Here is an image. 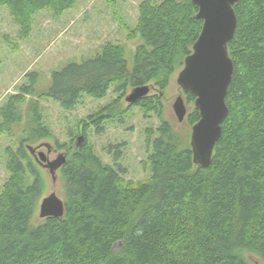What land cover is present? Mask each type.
Wrapping results in <instances>:
<instances>
[{"label": "trees", "instance_id": "trees-1", "mask_svg": "<svg viewBox=\"0 0 264 264\" xmlns=\"http://www.w3.org/2000/svg\"><path fill=\"white\" fill-rule=\"evenodd\" d=\"M74 2L0 0V7L9 9L18 37L26 38L34 14L43 9L61 14ZM233 8L237 23L227 44L233 61L228 113L207 167L193 163L190 145L161 119L160 96L202 26L192 0L140 2L129 36L140 35L144 44L134 48L131 72L122 44L108 41L95 57L51 74L46 95L65 110H72L84 93L103 98L112 89L116 94L85 122L84 135L95 120L97 134L102 128L97 123L122 122L127 108L120 102L127 88L148 84L156 91L129 105L158 119L144 130L150 152L142 163L148 161L150 175L146 181L126 179L117 157L106 163L86 138L73 147L75 137H67L68 142L58 143L67 151L59 170L64 214L35 224L42 176L29 162L24 138L6 147L0 264H252L247 255L264 264V0H239ZM33 84L7 96L0 107V135L11 134L21 120L17 108ZM184 94L187 103L193 102L194 95ZM36 106L37 101L31 109ZM35 119L31 138L48 136L38 112ZM185 119L192 126L198 110L193 107ZM28 171L34 178L26 183Z\"/></svg>", "mask_w": 264, "mask_h": 264}, {"label": "rangeland", "instance_id": "rangeland-1", "mask_svg": "<svg viewBox=\"0 0 264 264\" xmlns=\"http://www.w3.org/2000/svg\"><path fill=\"white\" fill-rule=\"evenodd\" d=\"M141 1L143 0H75L74 5L61 14L43 9L34 14L31 32L26 38L18 37V25L9 9L6 6L0 7V107L9 94L16 93L21 86L32 84V81L34 83L31 93L18 105L21 120L14 124L11 134L0 135V187L8 177L5 148L16 147L22 138L25 139L24 146L50 144L53 151L49 158L53 159L58 153H67L58 143L68 142L67 137L73 136L75 138L72 145L76 147L77 137L83 135L104 162L110 164L111 157H117V162L126 169L124 178L134 182L149 178V163H142L150 152L146 147L144 130L156 126L158 119L151 111L144 112L140 106H129L124 98L131 88H127L121 96L120 107L127 108L122 122L106 120L101 124L97 123L102 126L99 134L96 132L97 120L89 125L85 135L82 127L90 120V116L94 119L101 112L100 108L115 97L112 89L103 98L82 94L72 110L63 109L58 101L46 95L53 72L62 70L70 63H80L95 57L108 41L122 44L123 58L131 72L134 48L144 44L140 35L129 36L136 24ZM181 68L182 65L176 66L168 86L160 96L161 119L167 120L173 131L179 133L183 141L189 144L191 125L186 119L179 121L172 108V103L179 94L184 98L187 113L194 107L193 102H186L185 94L175 81ZM155 92L150 90L149 95ZM36 101V111H33L31 107ZM37 112L49 135L33 140L30 129L36 125ZM28 154L31 157L29 162L39 171L44 183L32 218L33 223L39 224L42 220L38 211L41 198L55 191L63 199V181L58 171L53 183L47 169L40 166L29 152ZM26 174V183H29L34 176L29 171ZM247 259L252 264H263L255 255H247Z\"/></svg>", "mask_w": 264, "mask_h": 264}, {"label": "water", "instance_id": "water-1", "mask_svg": "<svg viewBox=\"0 0 264 264\" xmlns=\"http://www.w3.org/2000/svg\"><path fill=\"white\" fill-rule=\"evenodd\" d=\"M239 0H192L197 6L196 18L202 20L200 32L192 44L191 52L184 57L176 82L184 92L194 95L193 104L199 112V119L192 124L190 151L195 165L207 167L215 144L221 135V125L228 113L225 101L233 72V61L229 56L227 44L235 32L237 17L233 5ZM152 87L148 84L132 87L125 95L131 105L149 94ZM175 116L182 121L187 115L184 98L177 95L172 103ZM84 141L83 135L77 137L75 146ZM48 143L27 144L25 148L34 160L47 169L50 179L55 183L58 170L66 162V154L58 153L56 158L46 160V153L39 151ZM64 200L55 191L41 198L39 217H62Z\"/></svg>", "mask_w": 264, "mask_h": 264}, {"label": "flooded vegetation", "instance_id": "flooded-vegetation-1", "mask_svg": "<svg viewBox=\"0 0 264 264\" xmlns=\"http://www.w3.org/2000/svg\"><path fill=\"white\" fill-rule=\"evenodd\" d=\"M84 137V136H83ZM85 138V137H84ZM42 148L46 149V151H44ZM39 151H43L44 153H46V160L49 161V157L51 156L50 154H52L53 151V147L50 145V147H45V146H41L40 148H37L36 150V154L38 155ZM51 160V159H50Z\"/></svg>", "mask_w": 264, "mask_h": 264}]
</instances>
